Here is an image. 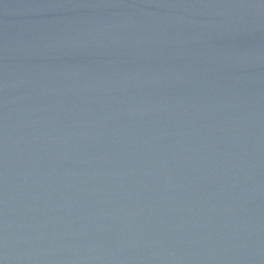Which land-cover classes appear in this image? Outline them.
Masks as SVG:
<instances>
[{
    "label": "water",
    "instance_id": "obj_1",
    "mask_svg": "<svg viewBox=\"0 0 264 264\" xmlns=\"http://www.w3.org/2000/svg\"><path fill=\"white\" fill-rule=\"evenodd\" d=\"M0 264H264V0H0Z\"/></svg>",
    "mask_w": 264,
    "mask_h": 264
}]
</instances>
